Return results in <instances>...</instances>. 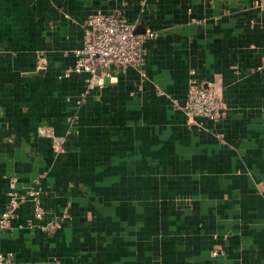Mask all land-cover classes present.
<instances>
[{
    "label": "crops",
    "instance_id": "obj_1",
    "mask_svg": "<svg viewBox=\"0 0 264 264\" xmlns=\"http://www.w3.org/2000/svg\"><path fill=\"white\" fill-rule=\"evenodd\" d=\"M111 13L157 33L140 67L93 90L62 78L84 19ZM263 42L264 0H0V213L10 192L37 189L44 221L60 223L43 233L26 200L0 253L264 264ZM190 78L217 92V121L187 124Z\"/></svg>",
    "mask_w": 264,
    "mask_h": 264
},
{
    "label": "built area",
    "instance_id": "obj_2",
    "mask_svg": "<svg viewBox=\"0 0 264 264\" xmlns=\"http://www.w3.org/2000/svg\"><path fill=\"white\" fill-rule=\"evenodd\" d=\"M83 39L81 46L72 52L73 65L65 69L61 77L81 79L87 90L100 89L102 77H108L127 68H139L143 62L142 45L153 41L157 33L145 30L134 34L135 26L126 21L119 13L108 15L90 14L83 23ZM261 68L264 69V42L262 44ZM193 71L189 72L192 76ZM182 112L188 125L203 119L215 122L222 114V104L217 92L204 88L197 80L190 78L187 82ZM46 137L49 133L44 134ZM61 139H52V149L55 153L61 151ZM10 184H14L13 181ZM37 189L28 190L22 194L15 191L7 194L3 210L0 213V232L10 229V222L15 211L26 200L32 202L31 217L39 223L44 221L46 211L40 206ZM57 220H47L40 225V230L49 235L59 229ZM217 256V253H211ZM0 264H13L12 255L0 253Z\"/></svg>",
    "mask_w": 264,
    "mask_h": 264
},
{
    "label": "water",
    "instance_id": "obj_3",
    "mask_svg": "<svg viewBox=\"0 0 264 264\" xmlns=\"http://www.w3.org/2000/svg\"><path fill=\"white\" fill-rule=\"evenodd\" d=\"M143 32H144V30L141 27H139V26L135 27V29L133 31L134 34H140V33H143Z\"/></svg>",
    "mask_w": 264,
    "mask_h": 264
}]
</instances>
